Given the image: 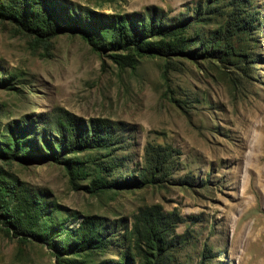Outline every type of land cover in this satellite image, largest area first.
Segmentation results:
<instances>
[{
  "label": "rangeland",
  "instance_id": "obj_1",
  "mask_svg": "<svg viewBox=\"0 0 264 264\" xmlns=\"http://www.w3.org/2000/svg\"><path fill=\"white\" fill-rule=\"evenodd\" d=\"M14 1L0 0V264H264V0H46L53 36L12 20ZM124 17L188 26L192 55L121 68L123 52L68 25ZM70 123L101 126L105 146L49 158ZM18 129L39 158L2 157ZM99 180L114 186L93 192ZM25 191L59 237L15 232ZM87 218L103 245L69 251ZM152 220L166 231L154 248Z\"/></svg>",
  "mask_w": 264,
  "mask_h": 264
},
{
  "label": "trees",
  "instance_id": "obj_2",
  "mask_svg": "<svg viewBox=\"0 0 264 264\" xmlns=\"http://www.w3.org/2000/svg\"><path fill=\"white\" fill-rule=\"evenodd\" d=\"M21 4L20 0H15L13 3L14 6L10 8L11 14L15 16L12 20H17V18H19V24L25 25L29 30L34 32L36 30V33L46 36H53L56 32H62L60 26L57 24L56 11L49 6L46 0H32L29 5L24 7H21ZM73 15L76 17L78 16L75 11H73ZM69 20L68 25L70 31L76 32L79 30L82 32V35L91 38V40L95 42V45H100V42L103 41V47L111 52H123L124 54L115 53L111 57L115 64L121 68H134L138 60L143 57L167 58L169 56L183 55L186 52L192 55L190 50V39L186 36L188 26H165L158 21L152 20L147 23L143 22L141 24H136L128 17H124L118 18L114 22L106 23L101 27V30L97 32L95 30L96 26H98L97 23H94L92 28L91 24L89 27H86L84 24H81V22L72 19ZM98 33L102 41L95 37V34ZM196 43L197 41H195L194 44ZM207 49L208 48L205 50ZM101 129V126L95 128L94 125H92L90 129H84L70 123L69 126H64V131H62V129H57L58 133L62 132L64 134L60 140L56 139L53 144L46 142L43 146H45L50 153L49 158L53 160L56 159V156L63 155L69 150L77 151L80 148L104 147L107 141V134L106 132H101ZM9 131L10 134L14 132L13 130ZM23 133L22 129H18L16 136L12 139L7 137L3 138L5 143L1 151L2 157L16 158L17 154L22 152V156L20 157L21 161L26 162L29 158H39L37 155L31 154V151H27L30 142L28 140H22ZM56 148L59 152L56 151ZM131 184H133V181L115 183L117 186ZM93 185L95 187V191L93 192H98L102 189L114 186L102 180L97 181V183L94 182ZM13 215V228L15 232L25 238L31 236L36 238L38 236L40 237L39 240H49L51 235L59 237V235L64 232V229L57 231L54 228L40 230V218L42 216L41 206L27 194V191L21 193L20 197L17 199ZM146 225L148 228L144 231L145 239L147 243L151 244L152 248H154V244L151 243V241L154 240L158 234H161L159 241L163 242L162 240L165 238L163 232L166 231L161 229V223L159 221L152 220L146 222ZM101 245H103L102 235L97 225L94 223L93 219L87 218L77 229L75 241L73 245L69 247V251L83 253L98 249ZM124 257L119 264H131L128 259ZM99 264L111 263L104 261ZM141 264L156 263L144 257Z\"/></svg>",
  "mask_w": 264,
  "mask_h": 264
}]
</instances>
